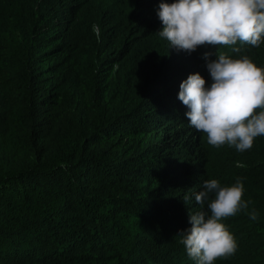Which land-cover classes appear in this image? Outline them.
Here are the masks:
<instances>
[{"label": "trees", "instance_id": "obj_1", "mask_svg": "<svg viewBox=\"0 0 264 264\" xmlns=\"http://www.w3.org/2000/svg\"><path fill=\"white\" fill-rule=\"evenodd\" d=\"M161 2L0 0V264H196L194 193L238 178L237 250L215 264H264V136L210 146L178 99L217 55L264 67V43L171 47Z\"/></svg>", "mask_w": 264, "mask_h": 264}, {"label": "clouds", "instance_id": "obj_2", "mask_svg": "<svg viewBox=\"0 0 264 264\" xmlns=\"http://www.w3.org/2000/svg\"><path fill=\"white\" fill-rule=\"evenodd\" d=\"M158 17L163 25L159 35L171 47L189 53L205 45L239 43L259 48L264 43V0L161 2ZM232 51L239 48L232 47ZM207 69L210 86L199 73L190 74L180 84L178 99L188 109L187 121L206 134L210 146L226 144L238 152L251 149L255 139L264 136V67L248 56L220 54L208 60ZM194 196L201 210L189 213L191 227L182 232L180 243L196 264H215L237 250L236 239L223 221L247 209L244 185L239 178L234 185L223 187L209 179ZM250 218L256 220L257 213L253 211Z\"/></svg>", "mask_w": 264, "mask_h": 264}]
</instances>
